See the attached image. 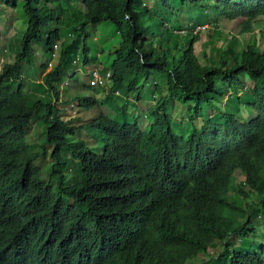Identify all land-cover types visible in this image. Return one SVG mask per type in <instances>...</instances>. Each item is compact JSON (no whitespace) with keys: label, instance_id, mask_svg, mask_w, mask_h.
<instances>
[{"label":"trees","instance_id":"16d2710c","mask_svg":"<svg viewBox=\"0 0 264 264\" xmlns=\"http://www.w3.org/2000/svg\"><path fill=\"white\" fill-rule=\"evenodd\" d=\"M179 2L210 5L215 19L240 17L238 34L250 32L251 20L264 15V0ZM161 4L170 10L169 0ZM141 6V0H82L81 8L72 0H0V13L20 8L26 22L18 55L0 71V264H187L218 242L231 248L227 257L216 256L219 264H264V244L239 249L232 242L252 233L246 228L252 217L264 216V45L227 48L216 64L200 62L193 49L197 33L188 42L170 45L167 38L149 47L155 33ZM103 20L122 36L110 68L111 91L140 100L153 73L167 81L154 86L145 127L139 112L130 123L100 112L89 123L71 125L56 105L74 45L62 41V30L83 37L88 64L87 25ZM35 44L46 49L42 82L55 102L38 98L29 104L30 93L12 86L23 80V64L34 65ZM57 49L58 64L45 70ZM243 75L252 82L246 102L238 94ZM225 89L231 94L223 106ZM83 91L74 100L84 110L93 108L97 100ZM173 101L188 105L181 134L170 115ZM243 105L253 119L240 118ZM208 110L220 112L221 122ZM34 116L43 126L41 150L26 141ZM79 131L99 147L73 140ZM64 152L79 165L76 180ZM46 156L51 162L44 175L39 162ZM236 170L259 196L248 209L229 200ZM239 193L248 196L242 188Z\"/></svg>","mask_w":264,"mask_h":264},{"label":"rangeland","instance_id":"374dc122","mask_svg":"<svg viewBox=\"0 0 264 264\" xmlns=\"http://www.w3.org/2000/svg\"><path fill=\"white\" fill-rule=\"evenodd\" d=\"M82 0H72L74 6L81 8ZM142 8L146 9L151 16H146L148 24L151 26V31L155 33L152 38L156 39L153 43L147 44L152 47L159 43L160 39L165 41L170 40V45L176 41L188 42L193 33L199 35V39L193 43L194 52H196L201 63H217L222 51L227 48L237 50L240 45H251L253 47L262 48L264 40L261 32H264V15L255 16L251 20L250 32L238 34V23L240 17L234 19L218 18L215 19L214 14L210 13V5L191 6L188 4L181 5L179 0H169V9L167 10L161 4V0H141ZM50 6H53L52 4ZM176 10L175 12H173ZM0 71L3 63L13 62L15 56L19 53V43L26 29V22L23 21V13L20 8L13 10H2L0 13ZM3 20V22H2ZM162 21V22H161ZM201 26V29H197ZM87 30L90 33V38L87 41L90 46L89 63H83L82 36L73 37L71 34L62 30V41H73L74 45L69 46L68 50L70 57L67 60L68 66L60 81L58 94L59 102L56 103L61 108L62 118L65 122L71 125H81L92 121L98 116L100 112L107 114L109 118H115L122 122H133L134 116L137 112L140 113L138 123L145 127L151 120L148 118L147 109L155 103L153 98L155 95V85L166 86V79L160 78L157 74H152L148 82L144 83L141 94L142 98L136 100L132 95L127 96L121 90L111 91L113 85L112 77L110 80H103L94 87L89 85L88 71L92 67H96L103 75L110 71L111 64L116 58V50L120 47L122 36L117 29V26L109 20H103L99 24L87 25ZM45 48L40 44L34 45V65L29 66L23 64V80L19 82H12V86L21 84L27 93H31L29 97V104H33L38 98L43 101L55 102L54 96L48 92L46 86L42 82L43 65L46 62ZM56 55L47 63L45 70H48L58 64L59 50L55 52ZM103 78V77H102ZM101 78V80H102ZM142 75L135 80L137 85L140 84ZM242 81L244 88H238L239 97L242 102H246L251 96L249 89L252 82L248 76L243 75ZM128 83V82H126ZM37 86V88H35ZM84 89V91H83ZM82 93L92 94L97 100V104L90 109L84 110L80 108L77 101L74 100V95L78 91ZM166 92V89H164ZM229 90L225 89L224 98L219 102L220 105H226V98L230 96ZM90 96V95H89ZM245 104V103H244ZM244 106V107H243ZM239 108V116L243 120L253 119V113L247 106L243 105ZM210 116L216 121L221 122V113L217 110H208ZM252 113V114H251ZM170 115L173 120V126L177 128L179 134L182 130L187 129L188 121V105H183L177 101H173L171 105ZM196 123L199 125L201 120L198 119ZM43 126L38 123L37 116L31 120L27 128L26 141L28 144H34L40 149L44 141L42 133ZM42 137V139H41ZM82 139L87 145L93 149H97L99 144L95 139L89 136L84 131L75 133L72 138ZM41 140V142H40ZM40 143V144H39ZM39 144V145H38ZM68 152L62 155L66 158L68 167L67 172L74 180L78 178L79 165L77 162L67 157ZM65 154V156H64ZM50 160V161H49ZM51 159L49 156L43 161L39 162L44 175H47ZM51 168V166H50ZM262 177L264 179V167H262ZM235 181L228 185V194L231 201H234L242 209H248L250 203H256L259 196L250 190L249 186L243 184L245 175L239 170L235 173ZM243 188L248 193L244 196L239 193V188ZM246 228L252 230V233L245 237H233L232 242L239 249H247L249 246L260 248L264 244V216L257 213L251 218V222L247 224ZM231 248L223 249V243L218 242L211 252H201L192 260L187 261V264H219L216 256L221 253L222 258L228 256ZM221 258V259H222Z\"/></svg>","mask_w":264,"mask_h":264},{"label":"built area","instance_id":"2783aa9c","mask_svg":"<svg viewBox=\"0 0 264 264\" xmlns=\"http://www.w3.org/2000/svg\"><path fill=\"white\" fill-rule=\"evenodd\" d=\"M197 29H201V26H197ZM88 72L91 74V78L89 81L90 86H96L101 81L110 80V78H111V72H107L104 75H101L97 68H91ZM101 78H102V80H101Z\"/></svg>","mask_w":264,"mask_h":264},{"label":"clouds","instance_id":"9594fccd","mask_svg":"<svg viewBox=\"0 0 264 264\" xmlns=\"http://www.w3.org/2000/svg\"><path fill=\"white\" fill-rule=\"evenodd\" d=\"M92 68H96V67H92ZM89 70H90V69H89ZM99 72H100V71H99ZM108 72H110V71H108ZM88 74H89V72H88ZM100 74H101V73H100ZM101 75H102V74H101ZM103 75H104V74H103ZM89 81H90V78H89ZM102 82H103V81H102ZM89 85H90V84H89ZM91 87H94V86H91ZM236 171H237V170H236ZM236 171H235V172H236ZM239 171H240V170H239ZM235 172H234V173H235ZM240 172H241V171H240ZM241 173H242V172H241ZM242 174H243V173H242ZM244 175H245V174H244ZM243 184L246 185V186H248V184L246 183V180H245V179H244V181H243ZM241 188H242V187H241ZM239 189H240V188H239ZM242 189H243V188H242ZM228 193H229V192H228ZM228 195H229V194H228ZM229 200H230V198H229ZM230 201H231V200H230Z\"/></svg>","mask_w":264,"mask_h":264},{"label":"crops","instance_id":"0c3cea01","mask_svg":"<svg viewBox=\"0 0 264 264\" xmlns=\"http://www.w3.org/2000/svg\"><path fill=\"white\" fill-rule=\"evenodd\" d=\"M35 88H37V86H35ZM30 94H32V92Z\"/></svg>","mask_w":264,"mask_h":264},{"label":"bare ground","instance_id":"6f19581e","mask_svg":"<svg viewBox=\"0 0 264 264\" xmlns=\"http://www.w3.org/2000/svg\"><path fill=\"white\" fill-rule=\"evenodd\" d=\"M166 178V177H165ZM170 187V186H169ZM6 240H8V239H6ZM15 241V240H14ZM9 242V241H8Z\"/></svg>","mask_w":264,"mask_h":264}]
</instances>
